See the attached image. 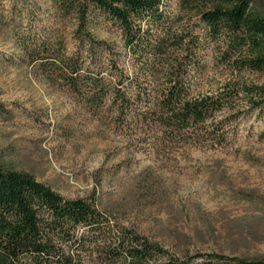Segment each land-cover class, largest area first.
Listing matches in <instances>:
<instances>
[{"label":"rangeland","instance_id":"rangeland-1","mask_svg":"<svg viewBox=\"0 0 264 264\" xmlns=\"http://www.w3.org/2000/svg\"><path fill=\"white\" fill-rule=\"evenodd\" d=\"M186 1L161 0L178 31L200 40L192 96L264 86V73L238 69L244 55L229 49L228 38L207 37ZM48 12L45 0H0V166L31 175L66 199H96L122 226L171 252L264 260V107L250 108L242 92L234 97L215 117L231 124L221 147L152 148L146 143L162 136H140L92 115L22 62L20 44L42 34ZM250 15L264 17V0H250ZM99 23L96 39L121 55L116 29ZM124 58L120 69L129 76Z\"/></svg>","mask_w":264,"mask_h":264},{"label":"trees","instance_id":"trees-1","mask_svg":"<svg viewBox=\"0 0 264 264\" xmlns=\"http://www.w3.org/2000/svg\"><path fill=\"white\" fill-rule=\"evenodd\" d=\"M47 26L20 44L22 62L76 97L92 115L121 130L160 135L146 145L229 143L230 123L216 115L240 92L252 109L264 107V86L225 87L192 96L191 65L198 36L180 32L161 0H45ZM207 37L228 38L244 55L238 69L264 73V17L250 15V0H187ZM111 24L120 52L97 40L100 21ZM71 24L70 28L64 26ZM68 29V30H67ZM17 43L18 36H16ZM246 49L245 54L242 50ZM123 55V56H122ZM131 75L120 69L122 58ZM264 264L218 254L169 251L111 218L95 199H66L31 175L0 166V264Z\"/></svg>","mask_w":264,"mask_h":264}]
</instances>
